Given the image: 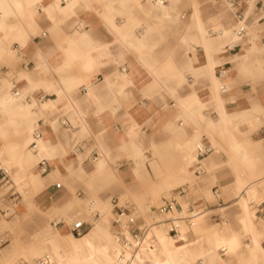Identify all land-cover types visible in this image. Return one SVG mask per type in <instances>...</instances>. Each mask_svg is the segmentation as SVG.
<instances>
[{"label":"crops","instance_id":"0c3cea01","mask_svg":"<svg viewBox=\"0 0 264 264\" xmlns=\"http://www.w3.org/2000/svg\"><path fill=\"white\" fill-rule=\"evenodd\" d=\"M181 1L172 4L167 0L166 3L172 9L162 16L161 11L153 7L151 0H0V63L10 60L13 47L21 58L16 64V70L17 75L22 77L18 79L16 75L10 83H15L20 92L24 91V102L33 106L35 101L37 105L31 108L34 114L31 122L35 125L31 138L37 130L40 133L38 145L43 140L55 148L52 152L47 151L45 156L40 152L35 156L41 157L35 164V170L43 178L45 186L34 195V201L43 211L55 213L58 212L53 210L56 207L64 210L63 214L59 211L62 220L54 222V225L63 224L60 230L64 234L71 231L70 225L73 224H69L68 217L83 214L78 212V208L67 209V205L75 202L74 192L86 198L94 195L105 203L111 198L114 217L116 209L113 208L112 200H120L119 195L124 189L137 183L133 165L128 162L132 158L124 156L120 148L139 156L137 153L141 150L142 154L146 140H150V145L151 141L157 143V135L169 140V123L177 129L188 128L179 117L177 101L193 92V89L198 90L202 97L207 93V53L197 37L196 29H190L194 2L188 0L189 10L181 13L176 9ZM195 1L213 8L225 28L231 26L235 19L238 20V12L243 14L238 6L235 7L237 4L234 6V14L224 0ZM255 9L247 22L259 29L263 25L264 29V23L261 24L259 16H255ZM186 15L188 18L184 21V32L180 37L170 24L164 25L161 31V22L177 21L181 16L185 19ZM208 31L214 33L211 28ZM43 33L46 36H42ZM241 47L242 43L226 45L222 57L220 52L209 53L215 55L218 61L220 57L224 61L215 66V74L228 89L227 93H222L224 98H237L236 102L228 104V110H238L233 113V117L241 113V110L250 109L256 102L264 107V95L255 93L248 84L239 83L244 78H251L248 73L252 70L257 69L258 74L264 76V61L239 67L238 63L232 61V56ZM222 69L226 70L224 77L219 76ZM10 72L7 66H0L1 81L3 78L8 79ZM4 94L12 95L9 91ZM210 110L216 113L215 117L208 113ZM254 111L251 108L249 114L253 115L252 121L245 122H249V126H244L245 123L235 125L236 118L231 123L236 138L250 145L249 154L253 152L252 146L256 143L252 136L259 130L264 133V125L256 129L254 122L259 114L254 117ZM205 112L209 117L218 119L213 105H209ZM38 115L40 117L36 120ZM43 115L47 119L41 117ZM16 122L20 128L28 124L23 119ZM196 127H200V131L203 129L202 124ZM242 133L251 136V141L239 139ZM191 134L189 129L186 136L174 139L185 140L191 138ZM204 137L201 142L211 144L203 142ZM223 140L225 142V138ZM31 142L28 147L36 152L38 149H32ZM219 152L214 151L202 159L200 168L204 169V173L198 174L200 169L194 162L195 175L206 174L204 160L209 170L216 171L220 160H223ZM103 154L105 161L109 156L108 165L117 170L120 178L110 186L104 185L105 182L99 178L89 181L88 175L78 173L80 164L88 174L91 173ZM251 157L252 160L256 158L252 154ZM41 159L47 160V171L44 173L38 168ZM211 177L215 176H210L202 184L204 190L209 189ZM224 181L223 178L221 183ZM255 184L259 188L257 180ZM215 187H211L213 194ZM181 194L182 198H187L188 207L202 212L199 218L206 214L208 216L201 221L197 232L194 227L184 229V243L171 237L178 244L176 246L172 245L169 232L170 236L167 232L165 234L163 247L157 236L152 235L149 243L156 245L159 242L160 251L156 255L151 251L150 244L144 245L150 249L151 264H160L156 259L158 257H163L168 264H254L247 249H237L231 254L226 249H219L221 238H231L233 234L240 238L235 227H217L226 221L220 211V202L224 203L222 192L220 199L215 197L219 205L209 203L205 198L197 199L187 189ZM178 203L182 205L180 201ZM127 206L135 218L133 228L138 224L146 225L143 217L134 215L135 207ZM259 208L262 212L264 202L259 204ZM231 220L235 225L240 222V217L231 215ZM90 226L87 225V230ZM147 226L149 232L150 225ZM245 239H250L249 234ZM112 240L114 243L119 241L116 237H112ZM214 250L219 256H216ZM108 255H111L110 252ZM121 256L116 254L114 257L119 261ZM131 259V264L137 263L136 253L132 254Z\"/></svg>","mask_w":264,"mask_h":264},{"label":"rangeland","instance_id":"374dc122","mask_svg":"<svg viewBox=\"0 0 264 264\" xmlns=\"http://www.w3.org/2000/svg\"><path fill=\"white\" fill-rule=\"evenodd\" d=\"M246 6V0H238L235 7L239 8L244 15V9ZM253 6L254 9L256 8L255 16H259V21L263 24L264 15L262 12L264 10V0H254ZM188 7V0H182L177 5L176 9L177 11H181V13H186V11L189 10ZM187 18L188 15H186L185 19H182L181 16L177 21L161 22V31L164 25L168 26V24H170L174 27L180 37L184 32V21H186ZM261 26L263 27V25ZM262 27L257 31L255 37V46L257 48H260L264 44V29ZM241 51L242 49H236L235 52ZM10 56V60L0 63V66H7L11 70L10 77L8 79L3 78L1 81L0 92L9 91L10 93H13L10 91V81L11 78L17 75L16 64L21 58L13 47L10 50ZM256 71H250L248 74L251 78H244L239 83L248 84V87H251L255 93L264 95V76L259 75L257 69ZM21 77L22 75L16 76L18 79ZM262 108L264 109L263 106ZM208 113L213 117L216 116V113H213L212 110ZM257 113L260 115L254 122L256 124V129L264 125V119H262L264 113L261 114L254 111L253 114L256 115ZM39 117L40 116L38 115L35 119L38 120ZM41 117L47 119V116L45 115ZM3 119L4 115L0 111V130H6V128L2 126ZM22 119L23 118L19 115H15L16 121ZM212 119L216 120V118ZM252 119L253 115H250L247 118L249 121H252ZM32 125V130H34L35 125L33 123ZM168 125L169 127L167 131L171 133L169 140H165L162 135H157L158 140L155 147L150 145V140H146L145 149L142 150V154L139 156H136V154L131 151L120 148V150L123 151L124 156L132 158V160H129L128 162L133 165V172L137 179V183L134 186L125 188L124 192L119 195L120 204L127 203L126 205H133L135 207V209H133L135 213L134 215L137 217H143L146 225H150L151 232L153 231L152 226L162 224L161 226L164 228L165 232H167L168 236H170L168 233V225L163 222L166 216L154 212V207H157L160 204L162 198L174 197L176 200L178 199L177 201L182 203L184 208H187V198L185 200L182 198V194L179 193L181 188H185L188 192H191V196H194L197 199L205 198L209 203L219 205L218 200L213 194V190L211 191L212 186H218L222 192L224 202H220L222 206L220 211L224 214L226 221L223 222L222 225H217V227H223L225 229H232L235 227V230L240 233V238H238L237 234H233L232 237L235 241L233 246L230 247L219 244V249H226L228 254L235 252L237 249H247L248 251V246L251 242V232L247 228L245 221L240 220L239 223L234 225L231 220V215L239 216L242 211V206L236 202L238 200V194L236 195L234 192V182H236L239 169L236 168L233 160H230L229 157L231 156V152L224 147V140H220V138L217 137L218 141L221 142L220 145H222V148L218 144L217 146L213 145L210 141V137L205 135L203 142H210L211 146L214 148L213 152L215 151V153H217L220 151L219 154L222 155L223 160H220L216 171L209 170L205 166L204 160L203 164L207 172L202 176H197L195 175L193 168L195 161L186 166L183 160V155L177 150V148H175L174 144L171 143L174 138L186 136L189 128L177 129L174 128V126H170V123ZM245 125L249 126L250 123L247 122L244 126ZM248 128L253 130L252 127ZM13 129H16V127H9V132L5 136L0 133V264H18L22 261L32 262L41 257H47V253H50L52 257L51 260L54 264H107L109 261L105 256L106 248L109 250L113 258L116 254H121L124 256V260L128 261L126 264H131L132 254L137 253L138 251L133 252L130 248H125L120 240L118 243L121 247L113 245L112 237H116V227L113 224L114 210L112 209L111 198L105 203L94 195H89L86 198L78 196V192L73 193L75 202L73 205H67V209L70 207L72 210L78 208V212L83 214L79 216H76L75 214L72 217H68L69 224L82 218L84 221L91 223L89 229L82 236L72 235L70 230L64 234L60 230V227L63 224L54 225V222L62 220L61 214L64 213V210H59L56 207L53 210L58 212L54 213L51 211H43L37 207L34 201V195L45 186L43 178L35 170V164L41 157L34 158L30 167L27 169V178L25 177V179L23 176V169L19 168L16 162L11 161V159H13L10 152L11 146L18 147V151L16 152L18 154H21L25 150L23 141L18 135H15L12 132ZM244 135L245 134L242 133V136L239 137V139L251 141V136L248 137ZM252 139L256 141L252 146L253 152L251 153L256 157L254 159L253 179H255V181L257 180L259 186L257 189L260 193L252 200H249V209L251 210L253 223L256 229H259L264 233V209L261 212L259 208V204L264 202V133L262 130H259L258 133L254 134ZM103 153L106 154L105 152ZM104 154L96 163V165H98L104 162L106 167L102 172L99 173L92 171L88 174L80 164L78 167V173L86 176L88 175L89 181H91V179L99 178L105 182H103L104 185L110 186L120 178L117 170L112 169L108 165L107 159L109 156L106 158V161L104 160ZM79 159H81V156H79ZM135 169L136 171H134ZM35 175H38L40 182L36 183L31 180V177L34 178ZM212 175L215 177H211L210 182H208L210 185L209 189L204 190L202 184H204V182H206ZM223 178L225 179V183H221ZM59 211H61V214ZM95 213L100 214L99 218L94 217ZM206 216H208V214L198 218L194 227L195 232L198 231L201 221ZM248 234L250 237L249 240L245 239L248 237ZM68 235H70L72 239H70ZM55 237H67L69 242L77 240L82 246L81 248L84 251L83 256L86 257V259H81L80 255L69 250L67 247L60 248V256H57L53 251V244L50 242L51 239ZM86 240H88L89 243H85ZM149 240L146 241V244H150ZM170 240H173L171 236ZM260 243L263 247L264 234L260 238ZM150 246L151 251L158 255L160 251L159 242H157L156 245L150 244ZM150 249L145 246L142 248V259L138 258V264H151ZM52 261L48 259L46 264H51ZM114 264H118V262L115 260Z\"/></svg>","mask_w":264,"mask_h":264},{"label":"bare ground","instance_id":"6f19581e","mask_svg":"<svg viewBox=\"0 0 264 264\" xmlns=\"http://www.w3.org/2000/svg\"><path fill=\"white\" fill-rule=\"evenodd\" d=\"M151 1L153 3V7L157 11H161L162 16L166 11L172 9V7H170L166 3L167 0L164 2L160 0ZM169 1L173 4L177 3L178 0ZM193 2L194 5L191 8V11H193V15L191 16L190 29H196L197 37L205 46V51L207 53L208 61L207 65L205 66V70L207 73L205 76L207 80L205 89L207 90V93L204 97H202L198 90L193 89V92L180 97V99L177 101L176 106L179 111V117L182 118L183 121L188 125V128L191 129L192 137L187 138L185 140L174 139L171 141V143L174 144L175 148H177V150L183 155V160L186 166H188L190 163L196 161V147L199 143H201L202 135H208L213 145L217 146L218 144L221 147L222 145H220L217 137L220 138V140H223V138H225L224 147H226L227 150L231 152V156L229 158L230 160H233L236 168L239 169V173H237L238 175L236 178V182H234V192L236 193V195L238 194V200L236 202L240 204V206H242V211L238 217H240V220L245 221L247 228L249 229L252 235L251 244L248 247L251 256V261L254 264H257L259 262H261V264H264V249L260 243V238L264 233L261 230L256 229L253 223L251 210L249 209V200H252L260 193L255 184V179H253L254 160H252V157L249 156L250 154L248 153L250 145L239 141L236 138L234 129L231 127V123L233 122L234 118H236L234 122L235 125L244 124L249 114H251V108L261 114L264 113V109L259 103L256 102V104H254V106H251L250 109L241 110V113H237L233 117V113L238 110H228V104L230 102H234L237 98H231L229 100L224 98L222 94L223 92L221 91V87L223 86L221 78H219L215 74V66L224 63L221 57L223 55L222 53L224 52V48L226 45L234 46L242 42V51L232 56V61H234V63H238L239 67H243V65L248 64L250 65L251 63H261L264 61V44L260 48H257L255 46V37L259 28H257L256 26H250L247 22L248 17L254 10V0H246L247 6L244 9V18L241 20L235 19L234 23L226 28L222 26L221 22L218 19V13H215V10L213 8H208L203 4H197L195 0H193ZM224 2L229 5V8H231V11H233V13L235 14L236 8H234L232 3L227 0H224ZM141 5L142 4H140V6ZM211 21H216V23H211ZM240 26H244L246 29V33L244 36H239L237 33V29ZM210 28L213 30L214 33H209L208 30ZM211 52H220L221 60L218 61L215 55H209V53L211 54ZM243 69L244 68H242V70ZM196 81L198 82V79ZM23 93L24 91L22 90V92H20L18 95L12 93V95L10 96H5L4 92H0V111L4 115L2 126L6 128V130H0V133L1 135L5 136L9 132V127L11 128L15 125L16 129H13V131H11L21 138L25 150L21 154H18L16 153L18 151V147L11 146L10 152L13 158L11 159V161L16 162L17 166L23 169V176L24 178H27V169L30 167L36 154L40 152L39 154H43L45 156V153L47 151L52 152L55 148L43 140L39 142L38 148H36L38 150H35L36 152L28 148L32 140L31 135L33 131L31 117L34 114L31 112V108L37 105L35 101H33V106H31L27 102H24L22 98ZM209 105H213L216 108L218 113L217 120L212 119L205 112ZM15 115H19L23 118L24 121H28L27 127L20 128L19 124H17L15 120ZM254 117H257V115H254ZM197 124L203 125L202 131H200V127H196ZM156 144L157 143L151 141L152 147H155ZM137 154L141 155V150ZM105 167L106 166L104 162H102L95 166L93 172L100 173L105 169ZM38 178V175H35L34 178L31 177V180L37 183L40 182ZM81 220L84 219L82 218ZM161 225L162 224L152 226L153 231L151 232V230H149L147 240H149L152 235L156 234L161 246L163 247L166 241V232ZM68 237L72 239L70 235H68ZM171 241L172 245H178L173 242V240ZM50 242H52L53 251L57 254V256H60V248L62 247H67L69 250L73 251L76 254L84 253L83 249L81 248V244L77 240L69 242L67 237H55L52 238ZM85 243H89L88 240H86ZM234 243L235 241L233 237H224L219 240L218 246L219 244H221L231 247L234 245ZM113 245H117L119 247L118 243L113 242ZM141 250L136 253V257L140 259H142ZM214 252L217 254L216 256H219L217 251L214 250ZM108 254L109 250L106 248L105 256L109 261L107 264H114L116 260L115 257L113 258L111 255ZM46 256L48 257V259H50V261H52L50 253H47ZM81 259L84 260L86 259V257L81 255ZM124 259V256H121V258H119V261H116L118 263L120 262L122 264H126L128 261H125ZM156 259L159 260L158 263L160 264H168L165 259L163 260V257H158ZM51 264H54V262L52 261ZM174 264L178 263L174 262Z\"/></svg>","mask_w":264,"mask_h":264},{"label":"built area","instance_id":"2783aa9c","mask_svg":"<svg viewBox=\"0 0 264 264\" xmlns=\"http://www.w3.org/2000/svg\"><path fill=\"white\" fill-rule=\"evenodd\" d=\"M66 1V0H64ZM164 2L165 0H160ZM235 6L238 3V0H227ZM244 18V15L241 12H238V20ZM237 33L239 36H244L246 33V29L244 26H240L237 29ZM42 36H46V33H43ZM226 70H221L219 72V76H225ZM1 84V79H0ZM11 91L13 94L18 95L20 93L19 90L16 89L15 83L11 82ZM221 91L223 93H227L228 89L225 85L221 87ZM40 139V133L36 130L33 134V139L31 142V148L36 149L38 147V141ZM213 152V147L211 144L199 143L196 147V161L195 164L199 167L198 174L204 173V169H201V161L206 156ZM47 160L41 159L38 163V168L41 173L47 171ZM185 188H181L179 193H184ZM214 195L217 199L221 198V192L218 187L214 188ZM120 200L118 198H114L112 203L114 205V209H116L113 224L116 227V237L121 241V244L124 247L130 248L131 250L137 251L142 248L147 241L148 235V226L147 225H135V218L132 216L129 207L125 204H120ZM154 212H157L160 215L166 216L163 222L168 225V232L171 237L175 239L177 242H185V228L191 229L195 227L198 218L202 215V212L198 209H193L191 207L184 208L182 205L178 203L176 198H162L160 204L157 207H154ZM100 214L95 213L94 217L98 218ZM91 225L84 220H77L72 225H70V229L73 235L82 236L87 231V225ZM56 225V224H55ZM48 262V257H41L32 262L22 261L18 264H46Z\"/></svg>","mask_w":264,"mask_h":264}]
</instances>
